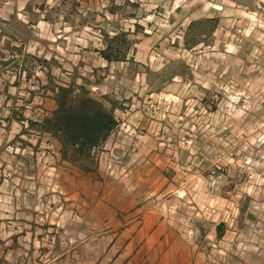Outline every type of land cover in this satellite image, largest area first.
<instances>
[{
	"label": "rangeland",
	"instance_id": "rangeland-1",
	"mask_svg": "<svg viewBox=\"0 0 264 264\" xmlns=\"http://www.w3.org/2000/svg\"><path fill=\"white\" fill-rule=\"evenodd\" d=\"M0 49L18 56L24 99L74 84L116 120L89 172L31 169L27 148L17 180L34 184L0 188L3 227L34 211L63 229L83 210V241L103 242L89 229L111 222L95 218L141 203L234 254L264 250V0H0Z\"/></svg>",
	"mask_w": 264,
	"mask_h": 264
},
{
	"label": "crops",
	"instance_id": "crops-1",
	"mask_svg": "<svg viewBox=\"0 0 264 264\" xmlns=\"http://www.w3.org/2000/svg\"><path fill=\"white\" fill-rule=\"evenodd\" d=\"M16 62L18 56L0 58V81L3 82L0 86V159L10 164L2 163L1 167L13 169L14 174L9 180L0 179V188L33 186L34 182L17 180L27 170L21 159L27 148L33 156L26 162L31 169L40 167L41 160H53L44 167L71 165L63 158L59 140L44 128L45 120L57 109L54 90L42 84L39 92L32 89L28 93L30 97L24 99V73L17 68L9 69ZM7 77L11 78L8 83ZM28 110L30 117H27ZM81 185V182L77 186L73 184L78 189ZM74 199L80 210L81 193ZM140 204L133 206L137 210L132 213L111 211L105 218H95L96 222H111L102 233L89 229L91 238L101 237L105 239L103 242L83 241V210L64 215L67 221L63 229H55L54 222L48 219L40 222V216L34 211L16 212L3 218L7 221L5 227L0 218L3 227L0 228V264H264V250L246 248L234 254L226 246L214 243L215 231L201 240L198 231L171 227L169 218ZM73 234L81 238L74 247L70 241ZM60 237L64 239L62 242Z\"/></svg>",
	"mask_w": 264,
	"mask_h": 264
},
{
	"label": "trees",
	"instance_id": "trees-1",
	"mask_svg": "<svg viewBox=\"0 0 264 264\" xmlns=\"http://www.w3.org/2000/svg\"><path fill=\"white\" fill-rule=\"evenodd\" d=\"M103 58L111 62L106 52ZM57 109L44 122L46 131L55 136L61 144L63 158L81 165L85 172L91 168L84 163H94V150L101 147L116 126L112 110L93 98L85 87L75 89L70 86H57L54 89Z\"/></svg>",
	"mask_w": 264,
	"mask_h": 264
}]
</instances>
